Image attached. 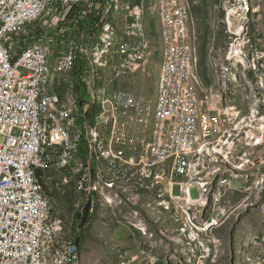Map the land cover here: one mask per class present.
Returning <instances> with one entry per match:
<instances>
[{"label": "built area", "instance_id": "2783aa9c", "mask_svg": "<svg viewBox=\"0 0 264 264\" xmlns=\"http://www.w3.org/2000/svg\"><path fill=\"white\" fill-rule=\"evenodd\" d=\"M40 0H0V37L6 25L20 22L39 10ZM165 16L163 17L164 38L167 40L168 60L163 73V99L157 109L156 142L151 150L143 149L142 136L143 112L148 99L139 93L138 97H129V90L114 88L121 79H129L138 71L148 69L149 42L144 40V30L136 24L138 6L128 7L123 12L122 28L114 27V19L102 21V12L108 1L105 0H66L61 6L62 17L59 26L72 28L76 33L85 30L84 57L73 73H66L63 55L67 51L69 39L64 38L62 45L55 47L57 63L55 75H59L62 84V98L51 101V147L58 150L61 135L57 134L55 115H62L61 106H66V99L78 102V113H83V122H79L78 139L81 143L80 153H68L65 182L70 183L79 192H86V206H94L91 199L92 183L100 181L90 164L87 145L88 109L90 107L89 75L95 71L93 63V45L101 44L105 36L98 35L99 26L115 28V52L110 58L102 60L109 64V74L104 84L107 108L113 110L110 129L106 132L109 140L108 150L123 154L124 162H150L155 171L170 168L168 180L169 193L171 186L176 185L180 175L185 171V160L189 148L201 138H213L221 127L229 122L240 111L236 104H227L226 92H220L218 85L202 86L204 102L195 106V89H192L191 76L194 67L189 63L187 42L189 32L186 31L188 11L184 10L180 0H165ZM249 0H240L238 12V43L240 35L248 29ZM178 24H185V33L176 34ZM55 27V26H52ZM51 27V28H52ZM238 52L231 48L233 53ZM243 52V51H241ZM10 55H2L0 45V264H36L35 252L37 237L40 232L39 221L43 220L50 203L44 202L43 188H39V175L36 173L38 156L33 154L35 141L34 100L32 90L35 82V71L38 68L40 53L35 52L25 63L8 66ZM200 77V76H199ZM114 88V89H113ZM223 95H225L223 97ZM136 102L137 112L127 113V103ZM105 110H103L104 114ZM197 115H204V122H197ZM132 120V136L129 141L121 140L123 122ZM264 116L255 128L247 133L248 143H241L235 138V145L225 150L211 152L208 171L190 173V179L196 183H204V190L209 188V180L222 168H228V161H235L236 171L251 174L249 162L251 151L256 149V141H263L262 128ZM112 163V161H110ZM105 182V181H104ZM133 182V179H131ZM112 187L115 182H105ZM186 184V183H185ZM145 186H152L151 183ZM153 187V186H152ZM237 192L232 183H226L221 192L223 206L215 210L214 219L206 225H196L192 212L178 211L179 203H191L193 199H185L180 194L172 195L170 209L181 214V226L188 227V235H192V251L201 247L200 235L205 226L220 223L222 214L228 210L232 202L229 195ZM240 192V190H239ZM242 196L247 192H241ZM202 203V202H201ZM79 248L75 239L67 254L69 264H75L74 253Z\"/></svg>", "mask_w": 264, "mask_h": 264}, {"label": "rangeland", "instance_id": "374dc122", "mask_svg": "<svg viewBox=\"0 0 264 264\" xmlns=\"http://www.w3.org/2000/svg\"><path fill=\"white\" fill-rule=\"evenodd\" d=\"M163 1L165 0H139L136 21L141 25L140 29L144 30V40L150 41L148 69L145 72L138 71L133 77L121 79L114 85L116 89L129 90L135 97L141 93L148 98L145 105L149 104L150 107L143 112L142 136H148L143 141L151 143V146L156 142V133L152 131L156 127L157 109L163 99V73L168 60L163 28ZM180 1L189 15L186 19V31L189 32L187 50L189 63L195 70L191 76L192 89H195V106H202L204 102L202 86L218 85L220 92L231 96L227 97V104L235 103L240 109L221 127L215 139L201 138L189 150L202 143L217 144L220 150H225L229 145H235V138L241 140V143H248V131L256 127L261 115L264 116V0H249L248 29L240 35L239 44H236L238 12L231 10L240 9V0ZM131 6H138V0H131ZM127 7L128 0H118L116 4L106 5L108 19H114L115 28H122V16L115 15H123ZM61 17L62 9L51 17L53 22H58L54 29L56 33L62 27L59 26ZM45 22V19H40L25 27L15 36V41H20L19 45H23L39 38L44 32ZM183 33L185 24H178L176 34ZM61 35L59 44L62 45L64 38L67 39L68 36L63 33ZM231 48L238 51L233 53V57L229 54ZM56 63L55 54L51 64ZM258 68L261 72L257 71ZM231 69L237 74L236 77L230 75ZM107 72L108 70L98 77L97 84H105ZM234 77L236 81L233 80ZM61 85L60 82H54L52 86H55V91L62 97ZM197 122H204V115H197ZM251 159H255L249 162L251 174L234 170L235 161H228V168H222L225 172L221 174V178L251 175L254 186L251 183L249 187L251 186L255 198L246 207H240L234 214H230L220 225L221 228L213 233L214 238L219 240L217 243H209V254L217 261L218 252L220 254L223 251L221 264H264L263 141H256V149L251 151ZM166 169L170 172V168ZM141 170L143 169H138L137 173L129 171L128 174H118L119 177L114 181L115 186H106L103 195L99 194L98 201L89 208H86V195L83 192H79L72 185L62 184L57 168L52 167L49 171L39 173L41 187H45L51 198L50 200L45 194L51 207L49 220H54L61 227L60 236L63 240H77L79 252L75 259L79 264H181L180 246L183 236L171 224L165 228L169 219L181 224V214H176L170 208L165 211L160 205L161 200L163 201L158 197L162 195L158 191L163 184L160 181V172L155 171L158 178L154 181V187L146 189L145 184L140 185ZM244 185V181H232V187L237 190L238 195L234 196V201L242 194L239 190ZM220 191H223L221 186ZM171 192L173 195L180 194L179 187L173 185ZM191 197H197L196 189L191 190ZM92 199L95 200L96 195ZM108 199L112 202H108ZM167 200L172 204V197ZM186 209V205L178 204V211L187 212ZM247 213L252 214L253 219L244 220L241 224L243 230L240 231L237 222ZM185 229L188 227L181 226L178 230ZM242 233L245 239L240 241L241 246L236 245L239 238L237 236ZM188 238L190 242L187 244L190 246L192 235H188ZM239 251L242 253L235 256L234 253Z\"/></svg>", "mask_w": 264, "mask_h": 264}, {"label": "bare ground", "instance_id": "6f19581e", "mask_svg": "<svg viewBox=\"0 0 264 264\" xmlns=\"http://www.w3.org/2000/svg\"><path fill=\"white\" fill-rule=\"evenodd\" d=\"M39 10H35L31 16L23 18L18 23L6 25L1 30L0 45L2 55H10L8 58V66H16L23 64L35 52L40 53V60H38V68L35 71V82L32 90V99L34 100V116L38 122L35 126V141L33 144V154L38 156V164L36 165V173L39 175L41 171H49L52 167L58 169L59 179L62 184L71 185L65 182L67 170L68 153H80L81 143L77 142L79 122H83V113H78V102L75 99H66V106H61L62 115H55V122H57V134L61 135V142L58 145V150L55 152V147H51V122H53V115L51 114V101L54 98H62L58 92L55 91L54 82L59 81V75H55L56 64H51L55 59V47L61 41L62 33L67 35L69 39L67 51L63 55V62L66 64V73H73L77 69L78 64L84 57V37L85 30H78V33L72 28L59 27L58 33L55 32L58 22L51 20V17L59 12L61 6L66 0H40ZM118 0H110L106 4H116ZM102 12V21H110L108 19V8ZM45 19L44 32L39 35L37 39L19 45L20 41H15V36L25 27H28L37 20ZM48 22V23H47ZM140 29V24L136 21ZM55 26V27H52ZM52 27V28H51ZM114 27L116 25L114 24ZM115 28H108L107 26H99L98 35L105 36L101 44L93 45V63L96 65L95 71L89 75V93L91 95L90 107L88 109V136L87 145L90 154V164L96 177L100 180L92 183L91 199L96 195L94 203L98 201L99 194L103 195V190L109 184L105 182H114L119 176L118 174L129 173L133 171L137 173L141 170L139 178L140 185H148L151 183L154 186V181L158 178L153 165L150 162H140V165L124 162L121 153H112L108 150L109 140L106 132L110 129V121L113 119V110L107 108V98L104 85H99L96 80L99 76L108 70L109 64H104L102 60L110 58L115 52ZM62 86V85H61ZM129 97H135L134 93L129 92ZM149 104L145 105L149 109ZM105 110L104 114L102 113ZM137 103H127V113H136ZM132 136V120H125L123 122V131H121V140L129 141ZM151 143L143 141V149H150ZM217 144L202 143L193 149H190L185 160V171L180 175L181 184L179 187L180 196L185 199L190 198V190L196 188L198 191V198L193 199L191 203H184L186 207H195L203 203L204 197V183H196L194 179H190V173L208 171V161H211V152H218ZM112 161V163H110ZM54 170V169H53ZM56 173V172H55ZM166 168L160 171V174H165ZM235 175V174H234ZM236 176V175H235ZM231 177L220 178V184L226 187V183H230ZM105 181V182H104ZM186 183V184H185ZM252 185V184H251ZM152 186H145L146 189H151ZM254 186V183L253 185ZM251 187V186H250ZM249 187V189H250ZM39 188L41 182L39 179ZM86 195V192H83ZM161 198V195L158 196ZM106 197H104L105 199ZM171 198V196H170ZM110 199V198H109ZM108 202H112L111 200ZM86 200V197H85ZM217 201V200H216ZM44 202L50 203L44 195ZM170 201L167 199L161 200L160 205L164 210H169ZM202 202V203H201ZM50 210H46L43 220L39 221L40 232L37 237V245L35 252L36 264H69L67 254L72 248L75 239L63 240L60 236L61 227L53 220L50 221ZM182 211V210H181ZM53 215V214H52ZM53 219V218H52ZM79 248L75 250L74 261L78 255Z\"/></svg>", "mask_w": 264, "mask_h": 264}, {"label": "crops", "instance_id": "0c3cea01", "mask_svg": "<svg viewBox=\"0 0 264 264\" xmlns=\"http://www.w3.org/2000/svg\"><path fill=\"white\" fill-rule=\"evenodd\" d=\"M220 171H222V172H216L215 173L214 180H209V188H212L213 191H207L204 193L203 203L200 204L199 206L187 207V209H186L187 212H192V217H193V219H195L196 225L209 224L215 217V210H220L221 207L223 206V197H221L222 191L219 192V188L221 186L223 190L225 189V186L220 184L221 174L224 173L225 170L221 169ZM169 173L170 172H168L166 169V173L162 174V175L160 174V176H159L161 183H163L161 186V190L158 191V192H161V194H162L161 198L162 199H164V198L168 199L170 196L172 197V195H173V194L169 193V186L167 185L168 180H169V176H170ZM245 175H248V174H245ZM54 176H55V178H57L55 172H54ZM163 179H164V181H162ZM230 179H231L230 183H232V181H236V180L244 181L245 182L244 188L241 189L240 192H247V193L243 196L240 195L239 198L235 201H234V198H235L234 196H238V195H236V192H233V194L229 195L232 202L228 205V210L223 212L220 223H212V226H205L204 233H202L200 235L199 243H201L202 247H195V250L192 251V242H191L190 246L187 244L188 242H190L189 238H188V229H185L184 231H182L183 229L178 230L181 227L180 223H175L171 219H169L170 221L167 222V226L165 228L169 227L171 224L173 226L174 230L178 231L183 236V243L180 246L181 264H212V263L221 264V259H222L221 255H222L223 251H221L220 254L218 252L219 259L217 261H214L212 256H210V254H209L208 248L211 247L209 245V243L211 241H214L217 243L219 240V238H214L213 233L218 231L221 228L220 225L223 223V221L226 218L229 217L230 214H234L237 211V209L240 207H243V206L246 207L249 203L252 202V199L255 198V196H253V194H252V190L248 189L249 185L251 183H253L251 175H248V177L237 176V177L230 178ZM254 181L256 182V180H254ZM180 182H181V180H180ZM180 182H176V184L179 185ZM43 187H44V185H43ZM171 188H172V186H171ZM192 189H196V188H192ZM191 190H190V198L193 199L191 197ZM44 191L46 193L45 187H44ZM196 191H197V189H196ZM46 195H47V193H46ZM173 196H176V195H173ZM196 198H198V191H197V197ZM49 199L51 200L50 197H49ZM182 204L185 205L184 203H182ZM165 211H168V210H165ZM251 216H252V214L247 213L246 215L241 217L239 222H237V224H238L237 227H239V230L241 229L240 231L243 230V227L241 225L243 223V221L246 219H253V217H251ZM234 217L237 218V215H234ZM237 237H239V238L237 240L238 243L236 245L241 246L242 242H240V241H242V239L244 241V239H245L244 234L243 233L239 234V236H237ZM215 245L217 247V244H215ZM206 253L209 255L205 257L204 255ZM241 253H242V251H239V252H236L234 254H235V256H238ZM146 264H148V263H146Z\"/></svg>", "mask_w": 264, "mask_h": 264}, {"label": "flooded vegetation", "instance_id": "af4514ba", "mask_svg": "<svg viewBox=\"0 0 264 264\" xmlns=\"http://www.w3.org/2000/svg\"><path fill=\"white\" fill-rule=\"evenodd\" d=\"M230 71H231V72H230V75H234V76L236 77L237 74L234 73L232 69H231ZM257 71H258V72H259V71L261 72V69L258 68ZM263 71H264V70H263ZM263 73H264V72H263ZM235 77L233 78L234 81H236V78H235ZM230 85H231L232 87L234 86L233 84H230Z\"/></svg>", "mask_w": 264, "mask_h": 264}, {"label": "trees", "instance_id": "16d2710c", "mask_svg": "<svg viewBox=\"0 0 264 264\" xmlns=\"http://www.w3.org/2000/svg\"><path fill=\"white\" fill-rule=\"evenodd\" d=\"M235 13V12H234ZM86 208H89V206H87Z\"/></svg>", "mask_w": 264, "mask_h": 264}]
</instances>
